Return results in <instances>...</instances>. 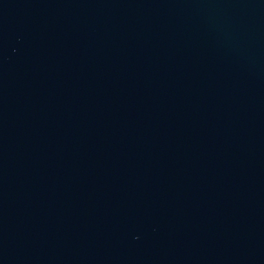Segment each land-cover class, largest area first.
Here are the masks:
<instances>
[{
	"label": "water",
	"instance_id": "95a60500",
	"mask_svg": "<svg viewBox=\"0 0 264 264\" xmlns=\"http://www.w3.org/2000/svg\"><path fill=\"white\" fill-rule=\"evenodd\" d=\"M0 264H264V0H0Z\"/></svg>",
	"mask_w": 264,
	"mask_h": 264
}]
</instances>
